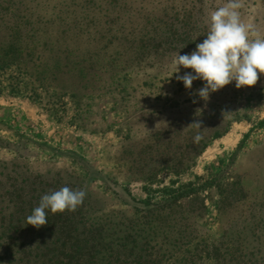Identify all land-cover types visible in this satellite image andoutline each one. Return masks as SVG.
Instances as JSON below:
<instances>
[{
    "label": "rangeland",
    "instance_id": "1",
    "mask_svg": "<svg viewBox=\"0 0 264 264\" xmlns=\"http://www.w3.org/2000/svg\"><path fill=\"white\" fill-rule=\"evenodd\" d=\"M226 2L0 0L5 20H52L55 58L48 46L40 55L57 74L41 78L35 55L0 66V264H55L76 242L90 264H264V75L205 101L202 81L176 79L191 69L174 73ZM240 3L264 37V0ZM64 186L84 190L83 203L26 225L41 196Z\"/></svg>",
    "mask_w": 264,
    "mask_h": 264
},
{
    "label": "clouds",
    "instance_id": "2",
    "mask_svg": "<svg viewBox=\"0 0 264 264\" xmlns=\"http://www.w3.org/2000/svg\"><path fill=\"white\" fill-rule=\"evenodd\" d=\"M240 8V0H227L224 6L211 11L206 38L197 43L192 52L177 54L173 60L174 73L180 71V66L192 70L176 76L185 89H191L193 81H202L203 86L197 94L205 101L210 93L232 82L237 89L251 87L264 75V37L259 36L253 25L242 21ZM191 125L201 128L199 122ZM200 139L199 134L194 137V141ZM85 195L84 190L68 186L42 195L38 205L26 217V225L39 228L48 222V213L75 211Z\"/></svg>",
    "mask_w": 264,
    "mask_h": 264
},
{
    "label": "trees",
    "instance_id": "3",
    "mask_svg": "<svg viewBox=\"0 0 264 264\" xmlns=\"http://www.w3.org/2000/svg\"><path fill=\"white\" fill-rule=\"evenodd\" d=\"M37 0H32V3H34ZM27 11V8H26ZM11 19V20H10ZM5 20L2 16L0 17V21ZM51 19H47L46 17H42L39 14H35L32 12H26L22 14V12L18 11L17 15H14L13 17L6 19L3 24L9 29V31L12 32L10 38L8 37L6 40H3V46L1 47L0 51L2 52V56L0 58V66L7 65V64H14L16 66L20 65V59L24 57H33L35 55V61L41 60L42 56L40 55V52H44L46 46H48L49 54L51 53L53 58H55L56 52L53 51L54 45L53 42L49 43L48 41L52 40L51 35H47L48 33V25L50 23ZM52 22V20H51ZM22 32H25L24 35H22ZM39 46V50L36 48ZM105 47V46H103ZM37 50V51H36ZM72 50H68V52L71 53ZM37 52V53H34ZM92 56H88V59H90ZM109 58H111L112 62L117 59L116 56L109 55ZM38 61L37 66L40 70V77L41 78H47L50 81L54 82L57 80V74L55 71H51V73H45L46 66L48 63ZM97 61V60H96ZM91 66L92 64L89 63ZM46 65V66H45ZM53 65L56 67V71H58V65L59 62L56 61L53 63ZM73 66V64L68 65ZM89 70H91L89 67L83 66L81 67V71H84L82 74H89ZM126 72L123 73V76L121 79H124L126 77ZM111 78V77H110ZM38 80V79H36ZM88 79L86 80L85 75L83 76V79L81 80V89L84 90V86H89ZM71 91V90H70ZM73 94V92H72ZM216 105H213V107ZM218 108V107H217ZM224 108V107H220ZM215 135H213L214 137ZM217 136V135H216ZM205 146V143H202V147ZM74 244V245H73ZM72 246L69 247V251H73L75 255H69L66 256V258H58L56 257L55 264H72L71 258L73 259L75 256V260H78L79 263L83 262L82 253L85 250L83 247H78V243H73ZM77 245V247H75ZM62 247H65L63 244ZM94 246L90 248L92 250ZM81 251V253H80ZM241 251V250H240ZM78 253V254H76ZM112 257L108 256V258ZM53 258V257H52ZM52 258H49L48 260L51 261ZM92 256L88 255V261L85 260L82 264H90L92 261ZM47 260V262H48ZM20 263H22L23 258L20 257L18 260ZM216 264H224L226 262L225 258L220 260V258L215 259ZM46 262V263H47ZM45 263V262H44ZM113 264H125L124 261L119 260L117 257L115 260H113Z\"/></svg>",
    "mask_w": 264,
    "mask_h": 264
},
{
    "label": "bare ground",
    "instance_id": "4",
    "mask_svg": "<svg viewBox=\"0 0 264 264\" xmlns=\"http://www.w3.org/2000/svg\"><path fill=\"white\" fill-rule=\"evenodd\" d=\"M231 142H232V140L229 138V137H226V138H224L223 139V141H222V144H223V146L224 147H226V146H228V145H230L231 144ZM217 148V147H216ZM215 149V148H214ZM211 151V150H210ZM213 151V150H212ZM207 152V151H206ZM215 152V151H214ZM209 155H211V154H209ZM208 156V155H207Z\"/></svg>",
    "mask_w": 264,
    "mask_h": 264
}]
</instances>
